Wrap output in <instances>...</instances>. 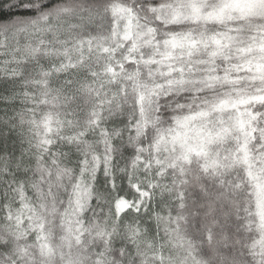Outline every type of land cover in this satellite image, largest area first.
Listing matches in <instances>:
<instances>
[{"label":"snow or ice","instance_id":"6c2138e0","mask_svg":"<svg viewBox=\"0 0 264 264\" xmlns=\"http://www.w3.org/2000/svg\"><path fill=\"white\" fill-rule=\"evenodd\" d=\"M0 264H264V0H0Z\"/></svg>","mask_w":264,"mask_h":264}]
</instances>
